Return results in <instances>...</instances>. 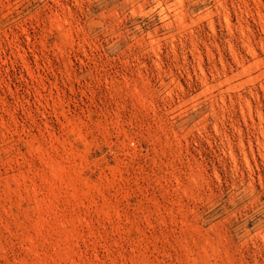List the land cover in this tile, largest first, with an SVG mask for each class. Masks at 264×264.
<instances>
[{"label":"rangeland","instance_id":"374dc122","mask_svg":"<svg viewBox=\"0 0 264 264\" xmlns=\"http://www.w3.org/2000/svg\"><path fill=\"white\" fill-rule=\"evenodd\" d=\"M0 264H264V0H0Z\"/></svg>","mask_w":264,"mask_h":264}]
</instances>
